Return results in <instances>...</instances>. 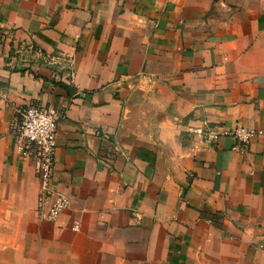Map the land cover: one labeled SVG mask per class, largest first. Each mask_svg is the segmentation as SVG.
Returning a JSON list of instances; mask_svg holds the SVG:
<instances>
[{"label":"crops","instance_id":"0c3cea01","mask_svg":"<svg viewBox=\"0 0 264 264\" xmlns=\"http://www.w3.org/2000/svg\"><path fill=\"white\" fill-rule=\"evenodd\" d=\"M30 103L63 113L54 223ZM0 264H264V0H0Z\"/></svg>","mask_w":264,"mask_h":264},{"label":"built area","instance_id":"2783aa9c","mask_svg":"<svg viewBox=\"0 0 264 264\" xmlns=\"http://www.w3.org/2000/svg\"><path fill=\"white\" fill-rule=\"evenodd\" d=\"M62 114L55 107L30 103L17 109L14 127L18 153L34 162L39 184L37 204L40 219L52 223L58 221L70 206V198L58 191L54 174L57 130ZM196 133L206 143H214L219 138V133L210 127L197 129ZM258 134L260 132L252 129L238 128L234 137L243 144H249Z\"/></svg>","mask_w":264,"mask_h":264}]
</instances>
